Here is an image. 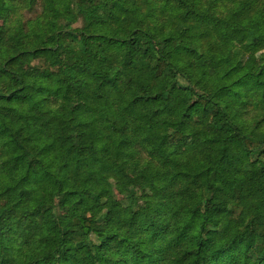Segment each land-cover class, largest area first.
<instances>
[{"label":"trees","instance_id":"16d2710c","mask_svg":"<svg viewBox=\"0 0 264 264\" xmlns=\"http://www.w3.org/2000/svg\"><path fill=\"white\" fill-rule=\"evenodd\" d=\"M26 1L0 0V264H264V60L232 56L264 0Z\"/></svg>","mask_w":264,"mask_h":264},{"label":"rangeland","instance_id":"374dc122","mask_svg":"<svg viewBox=\"0 0 264 264\" xmlns=\"http://www.w3.org/2000/svg\"><path fill=\"white\" fill-rule=\"evenodd\" d=\"M19 1V9L18 12L24 16V17H34L36 13H38L42 5L40 1H35L34 3H27L26 0H18ZM230 8V4L225 3V4H219L218 7L216 8V12L220 15H225ZM81 19H77L76 22L73 24V26H80L81 25ZM232 56L239 61L238 64L242 66L243 62H245L249 57H254L257 60H264V47L259 49L257 52H251L247 45H240L236 44L233 46V51H232ZM218 59V58H217ZM215 60V63L218 65V60ZM39 69V64L34 63V66L32 69H28L29 74L35 73ZM251 89V88H250ZM257 98H252L250 101H248L245 104V112H246V117L251 120V122L256 121V117L258 114L259 110H263V106L259 100L256 102ZM264 125V124H263ZM117 199L122 200L123 195H120L119 193L116 192Z\"/></svg>","mask_w":264,"mask_h":264}]
</instances>
